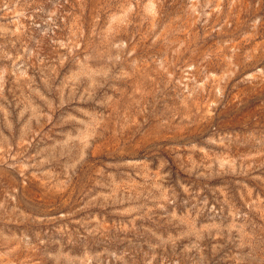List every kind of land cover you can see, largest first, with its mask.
<instances>
[{"label": "rangeland", "instance_id": "374dc122", "mask_svg": "<svg viewBox=\"0 0 264 264\" xmlns=\"http://www.w3.org/2000/svg\"><path fill=\"white\" fill-rule=\"evenodd\" d=\"M0 264H264V0H0Z\"/></svg>", "mask_w": 264, "mask_h": 264}]
</instances>
